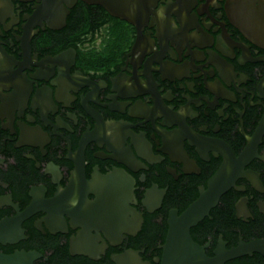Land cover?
<instances>
[{
	"label": "flooded vegetation",
	"instance_id": "af4514ba",
	"mask_svg": "<svg viewBox=\"0 0 264 264\" xmlns=\"http://www.w3.org/2000/svg\"><path fill=\"white\" fill-rule=\"evenodd\" d=\"M221 170L189 236L212 264H264V0H155L140 24L0 0L1 254L160 264Z\"/></svg>",
	"mask_w": 264,
	"mask_h": 264
},
{
	"label": "water",
	"instance_id": "95a60500",
	"mask_svg": "<svg viewBox=\"0 0 264 264\" xmlns=\"http://www.w3.org/2000/svg\"><path fill=\"white\" fill-rule=\"evenodd\" d=\"M87 4L103 7L113 18L128 23H144L155 0H82ZM138 21V22H137ZM224 171L221 170L210 182L209 191L202 192L179 216L172 215L168 220V235L163 246L160 264H212L205 258L202 248L196 245L189 236V229L195 226L211 208H213L220 195L227 188V184L220 185ZM6 222L0 223V242ZM3 243V242H2ZM34 256L23 253L3 255L0 253V264H31ZM117 264L118 260L113 259Z\"/></svg>",
	"mask_w": 264,
	"mask_h": 264
}]
</instances>
